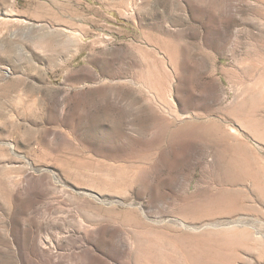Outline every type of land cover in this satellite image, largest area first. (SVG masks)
I'll list each match as a JSON object with an SVG mask.
<instances>
[{"label":"rangeland","instance_id":"374dc122","mask_svg":"<svg viewBox=\"0 0 264 264\" xmlns=\"http://www.w3.org/2000/svg\"><path fill=\"white\" fill-rule=\"evenodd\" d=\"M0 264H264V0H0Z\"/></svg>","mask_w":264,"mask_h":264},{"label":"bare ground","instance_id":"6f19581e","mask_svg":"<svg viewBox=\"0 0 264 264\" xmlns=\"http://www.w3.org/2000/svg\"><path fill=\"white\" fill-rule=\"evenodd\" d=\"M231 153L227 159L225 160L224 155L225 153ZM220 157L222 158L221 163V178L230 182H236L242 176H245L244 173H239V169L243 166L246 167L249 165L246 158H243L238 151L229 152L225 149L221 150ZM231 194L227 192L225 189L222 190L216 201H213L211 204H205L204 207L206 208H213V206L220 205L221 208L225 209L228 212H233L237 209V205L235 202H229V197ZM232 199V198H231Z\"/></svg>","mask_w":264,"mask_h":264}]
</instances>
